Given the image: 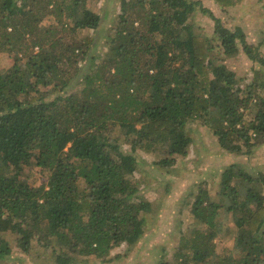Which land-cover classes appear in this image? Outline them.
I'll use <instances>...</instances> for the list:
<instances>
[{"label":"trees","instance_id":"1","mask_svg":"<svg viewBox=\"0 0 264 264\" xmlns=\"http://www.w3.org/2000/svg\"><path fill=\"white\" fill-rule=\"evenodd\" d=\"M212 1L226 10L246 0ZM97 3L0 0V264L37 247L44 264L121 257L111 252L140 241L150 208L136 151L172 166L194 122L228 153L264 145V86L256 76L242 84L223 63L241 47L264 66L240 27L200 0H119L94 56L93 38L78 33L99 28ZM195 13L211 20L212 37L191 22ZM48 16L55 22L42 25ZM200 187L187 203L191 229L156 264H264V174L226 167L217 201ZM222 211L233 216L235 257L214 243Z\"/></svg>","mask_w":264,"mask_h":264},{"label":"rangeland","instance_id":"2","mask_svg":"<svg viewBox=\"0 0 264 264\" xmlns=\"http://www.w3.org/2000/svg\"><path fill=\"white\" fill-rule=\"evenodd\" d=\"M202 5L211 10L216 17H220L225 27L234 29L240 27L245 35L247 47L258 51L264 56V0H246L235 8L221 10L213 5L212 0H200ZM95 11L100 15V26L96 30L85 29L78 36L92 37L96 49L90 52L95 55L103 54L104 42L107 35H111L119 14V0H96ZM191 22L200 27L202 33L212 37L213 24L210 19L200 13H195ZM50 16L43 19L42 25L54 23ZM8 61H6V64ZM223 63L237 73L241 83L247 84L256 76L264 86V66L250 61L241 47L230 58L223 59ZM5 65V64H3ZM188 134L192 142L184 157H178L174 165L162 167L149 154L136 151L140 160L137 170V187L142 203L149 205V210L142 213L144 217V233L140 241L126 251V247L111 252L110 263L105 264H156L161 258L169 259L177 247L182 233L191 229L192 215L188 204L193 200L199 186L205 189L212 199L217 201L218 183L222 171L230 165H238L248 173L264 174V145L256 147L248 155L228 153L221 149L216 139L206 127L194 122L188 127ZM123 151L129 152L128 147ZM35 184H39V175H32ZM264 194V190H263ZM188 203V204H187ZM220 232L214 243L218 251H232L236 229L233 216L221 212L219 216ZM32 257L18 253L11 254L5 264H44L42 249L34 248ZM75 261V260H74ZM76 264H103L89 261Z\"/></svg>","mask_w":264,"mask_h":264}]
</instances>
